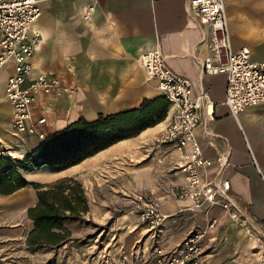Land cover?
I'll return each instance as SVG.
<instances>
[{
    "label": "crops",
    "instance_id": "0c3cea01",
    "mask_svg": "<svg viewBox=\"0 0 264 264\" xmlns=\"http://www.w3.org/2000/svg\"><path fill=\"white\" fill-rule=\"evenodd\" d=\"M223 2L232 49L246 48L251 60L264 62V0ZM90 7V16L84 18ZM40 9L33 24L40 34L31 59L33 72L54 73L74 89L69 96H38L34 100V118L44 116L46 121L39 126L44 136L76 119L93 121L99 115L134 109L142 100L159 97L155 81L146 78L137 61L139 55L158 49L173 75L188 79L195 94L199 90L208 93L209 102L202 108L203 120L194 130L195 140L206 158L229 149V165L223 172V178L229 182V194L264 231V104L229 114L223 103L224 76L204 75L195 62V57L208 54L206 44L210 35L207 26L188 15L187 0H44ZM9 71L10 66L0 68V148L6 150L9 146L20 155L24 150L18 146V139L27 135H11L12 112L4 97ZM169 115L168 108L163 121L62 171L53 173L42 166L39 171L23 174L27 181L36 183L75 177L85 190L88 204L83 221L98 225L110 221V225L120 229L99 237L91 235L84 223H68L71 238L58 246L60 259L55 264H74L75 256L89 258L95 252L107 258H120L126 256V243L137 252L134 245L146 234L142 247L147 249L145 243L155 231L145 226L133 227L126 238L122 229L128 225L123 218L125 212L114 208L131 201L138 193L162 200L160 213L164 220L156 237L163 248L171 249L186 234L202 229L214 219L213 230L207 234H217L208 239L216 242L208 250L202 241V264H256L257 241L243 228L231 224L219 208L191 212L187 200L171 197L170 188L183 183L180 173L171 165L177 161V152L170 144L156 141ZM31 147L28 152L36 148ZM160 156H164L163 165L156 162ZM35 201L33 188L25 186L7 196L0 195V213H25ZM112 207L117 213H113ZM28 220L23 244L26 233L32 229ZM110 236L111 246H106ZM96 244L100 246L94 251Z\"/></svg>",
    "mask_w": 264,
    "mask_h": 264
},
{
    "label": "built area",
    "instance_id": "2783aa9c",
    "mask_svg": "<svg viewBox=\"0 0 264 264\" xmlns=\"http://www.w3.org/2000/svg\"><path fill=\"white\" fill-rule=\"evenodd\" d=\"M44 0H0V68L10 66L5 79L4 97L11 107V134L33 135L44 138L39 126L44 116L35 119L33 102L38 97L59 98L71 93L56 74L33 72L32 54L39 43L40 34L33 24L41 13ZM47 1V0H46ZM187 13L208 27V54L195 57L201 72L207 76L223 75L225 79L224 105L230 115L250 106L264 104V62L253 61L246 48L234 50L229 42L223 0H187ZM92 7L84 14L90 16ZM138 64L146 78L154 80L160 96L169 102L170 115L166 125L158 132L156 141L170 144L177 152V161L171 165L183 183L173 185L170 195L176 200L189 202L191 212L219 208L234 226L241 227L258 243L257 262L264 264V231L248 211L241 208L229 194V182L223 172L229 165V149L219 151L214 158L204 157L194 135L203 120L202 108L209 102L208 93L193 92V84L172 74L158 49L138 56ZM164 164V156L157 159ZM209 174V175H208ZM162 200L138 193L131 200V210L139 222L154 232L151 259L154 264H202L203 237L212 231V219L201 230L191 231L171 249L161 246L157 229L164 220L160 213Z\"/></svg>",
    "mask_w": 264,
    "mask_h": 264
},
{
    "label": "trees",
    "instance_id": "16d2710c",
    "mask_svg": "<svg viewBox=\"0 0 264 264\" xmlns=\"http://www.w3.org/2000/svg\"><path fill=\"white\" fill-rule=\"evenodd\" d=\"M169 102L162 96L142 100L134 109L99 115L95 120L81 118L55 131L22 159L0 156V195L7 196L32 186L36 204L26 209L32 222L27 232L28 248H58L71 233L66 225L80 221L88 210L85 191L75 177H60L51 182H30L23 174L46 166L50 172L62 171L92 156L119 140L135 137L166 117Z\"/></svg>",
    "mask_w": 264,
    "mask_h": 264
},
{
    "label": "rangeland",
    "instance_id": "374dc122",
    "mask_svg": "<svg viewBox=\"0 0 264 264\" xmlns=\"http://www.w3.org/2000/svg\"><path fill=\"white\" fill-rule=\"evenodd\" d=\"M1 73V72H0ZM3 77V74H0V78ZM70 87V86H69ZM71 88V87H70ZM74 91L71 88V93ZM69 93V95H71ZM66 95V96H69ZM61 98V97H59ZM13 135V134H11ZM13 137H15L13 135ZM33 135L22 136V138L18 139V146L21 147V150H24L23 154L17 155L13 152V150L8 146L6 150L4 148H0V156L10 157L15 159H22L30 150L32 144L35 143V147H37L43 140ZM33 146V147H34ZM31 147V148H33ZM20 149V148H18ZM31 152V151H30ZM4 153V155L2 154ZM51 182V181H49ZM44 183V182H42ZM32 188V186H30ZM85 191V190H84ZM118 210L123 209L122 211L125 212V216L123 217L124 220L128 223V225L122 226L124 234L127 238L128 233H130V229L134 227V229H138L144 225H142L137 216L131 210V201H127L122 205H116L114 208ZM112 207L114 210L113 213H117V211ZM114 216V215H113ZM29 218L26 217L25 213H20L18 215H11L6 216V214L0 213V264H55L57 263L58 259H60L59 253H57V248H28L23 244V236L25 232V226L28 223ZM80 224H85L86 227L91 230V235H99V237H106V235H112L116 233V230H120L119 228L115 227L113 224L110 225V221L106 224H96L94 222H84L83 219L79 221ZM110 225V226H109ZM239 228L238 226H236ZM195 230H201L195 229ZM27 234V233H26ZM89 235V234H88ZM148 234L145 236L147 237ZM27 236V235H26ZM145 236L140 239V241L135 243V247H137L138 251L133 252V248L129 247L126 243L125 247H127L126 256L117 258L116 256H104L101 253L95 252L91 257H84V256H75L73 259L74 264H154L151 259V248L154 244V237L147 243V249H143V242L145 240ZM210 236L217 237V234H205L203 242L207 244V248L212 249L213 243L216 241H208ZM71 238V237H70ZM112 236H110L109 243L106 246H111L110 240ZM158 237H155V239ZM217 239V238H216ZM100 245L96 244L93 246L94 251ZM105 246V247H106ZM139 247V248H138ZM144 250V251H143ZM86 258V259H84Z\"/></svg>",
    "mask_w": 264,
    "mask_h": 264
}]
</instances>
